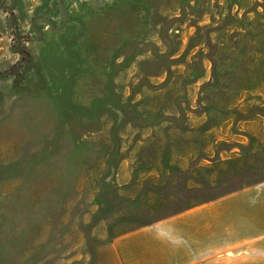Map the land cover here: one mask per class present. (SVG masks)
Returning a JSON list of instances; mask_svg holds the SVG:
<instances>
[{"label":"rangeland","instance_id":"1","mask_svg":"<svg viewBox=\"0 0 264 264\" xmlns=\"http://www.w3.org/2000/svg\"><path fill=\"white\" fill-rule=\"evenodd\" d=\"M262 182L264 0H0V264H118Z\"/></svg>","mask_w":264,"mask_h":264},{"label":"crops","instance_id":"2","mask_svg":"<svg viewBox=\"0 0 264 264\" xmlns=\"http://www.w3.org/2000/svg\"><path fill=\"white\" fill-rule=\"evenodd\" d=\"M264 246V182L115 238L118 264H218L224 247Z\"/></svg>","mask_w":264,"mask_h":264}]
</instances>
